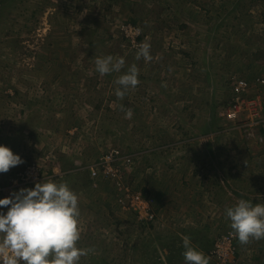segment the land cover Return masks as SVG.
I'll use <instances>...</instances> for the list:
<instances>
[{"label":"rangeland","instance_id":"obj_1","mask_svg":"<svg viewBox=\"0 0 264 264\" xmlns=\"http://www.w3.org/2000/svg\"><path fill=\"white\" fill-rule=\"evenodd\" d=\"M144 42L150 61L137 59ZM105 55L123 68L100 74ZM131 65L140 82L121 99ZM257 76L264 0H0V144L24 160L0 173V198L66 181L77 244L94 248L80 264H185L182 235L206 255L227 234L231 264H264V239L240 243L225 211L264 203V143L225 114L230 80ZM111 149L133 155L124 181L149 189L152 222L90 176Z\"/></svg>","mask_w":264,"mask_h":264},{"label":"clouds","instance_id":"obj_2","mask_svg":"<svg viewBox=\"0 0 264 264\" xmlns=\"http://www.w3.org/2000/svg\"><path fill=\"white\" fill-rule=\"evenodd\" d=\"M139 31V29L137 30ZM151 44L144 42L139 48L141 56L151 60ZM125 60L112 55L97 57L96 70L100 74L119 72ZM138 69L131 65L116 80L120 85L116 95L123 98L130 88L139 84ZM131 118L132 110L125 112ZM24 163L19 154L0 144V173ZM233 234L242 244L250 238L264 239V203L240 198L228 207ZM80 208L77 193L66 181L49 179L33 187H22L0 198V264H80L94 248L79 247ZM185 264H209V258L192 245L191 238L182 235Z\"/></svg>","mask_w":264,"mask_h":264},{"label":"built area","instance_id":"obj_3","mask_svg":"<svg viewBox=\"0 0 264 264\" xmlns=\"http://www.w3.org/2000/svg\"><path fill=\"white\" fill-rule=\"evenodd\" d=\"M253 80V83L242 77L230 80V99L226 104L225 114L239 127L247 125L244 129L247 134L264 143V76H257ZM252 85L255 91L250 94L248 90ZM133 163L131 153L111 149L101 154L97 161L89 163L87 168L91 177L99 175L111 182L119 201L135 210L139 220L145 221L144 223L152 222L154 212L148 199L141 190L131 188L124 181V172ZM35 177L34 175L33 178ZM233 240L231 234L219 238L206 254L209 264H231L229 254L232 255L235 251Z\"/></svg>","mask_w":264,"mask_h":264},{"label":"trees","instance_id":"obj_4","mask_svg":"<svg viewBox=\"0 0 264 264\" xmlns=\"http://www.w3.org/2000/svg\"><path fill=\"white\" fill-rule=\"evenodd\" d=\"M142 193H143V195L147 198V196H148V194H149V189L144 187V188L142 189Z\"/></svg>","mask_w":264,"mask_h":264},{"label":"crops","instance_id":"obj_5","mask_svg":"<svg viewBox=\"0 0 264 264\" xmlns=\"http://www.w3.org/2000/svg\"><path fill=\"white\" fill-rule=\"evenodd\" d=\"M263 129H264V128H263ZM263 129H262V130H263Z\"/></svg>","mask_w":264,"mask_h":264},{"label":"bare ground","instance_id":"obj_6","mask_svg":"<svg viewBox=\"0 0 264 264\" xmlns=\"http://www.w3.org/2000/svg\"><path fill=\"white\" fill-rule=\"evenodd\" d=\"M132 33V32H131Z\"/></svg>","mask_w":264,"mask_h":264}]
</instances>
